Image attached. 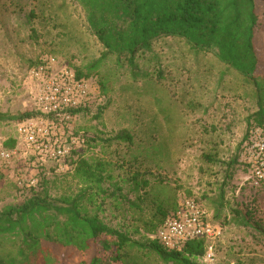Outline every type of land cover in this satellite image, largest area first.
I'll return each mask as SVG.
<instances>
[{"label":"rangeland","instance_id":"obj_1","mask_svg":"<svg viewBox=\"0 0 264 264\" xmlns=\"http://www.w3.org/2000/svg\"><path fill=\"white\" fill-rule=\"evenodd\" d=\"M46 57L93 85L91 104L72 122L88 142L67 172L15 164L0 173V210L42 184L55 197L89 189L91 213L141 243L125 247L122 264H172L147 242L180 197H194L223 226L215 259L189 255L195 264H264V185L251 183L240 150L257 110L252 83L179 36L154 38L133 63L107 53L79 0H0V139L13 140L35 111L29 71ZM0 242L11 249L10 238Z\"/></svg>","mask_w":264,"mask_h":264},{"label":"trees","instance_id":"obj_2","mask_svg":"<svg viewBox=\"0 0 264 264\" xmlns=\"http://www.w3.org/2000/svg\"><path fill=\"white\" fill-rule=\"evenodd\" d=\"M79 1L107 53L119 58L125 55L131 63L139 48H152L153 39L163 34L179 36L198 50L214 53L255 87L257 110L248 117L241 152L251 131L264 128V0ZM36 115L35 110L23 115L22 120ZM6 145L12 147L15 142ZM40 168V173L45 174L46 169ZM135 184L141 185L138 180ZM44 185L20 205L0 210V238L8 237L12 242L9 250L3 249L5 242H0V264H65L69 259L78 264H104V257L122 264L125 247L141 246L91 213L85 202L89 189L55 197ZM263 185L264 182L260 186ZM176 206L177 203L170 212ZM53 244L61 249L58 256L51 249ZM147 247L172 264H195L189 255L205 253L202 240L189 242L182 251H173L152 236Z\"/></svg>","mask_w":264,"mask_h":264},{"label":"built area","instance_id":"obj_3","mask_svg":"<svg viewBox=\"0 0 264 264\" xmlns=\"http://www.w3.org/2000/svg\"><path fill=\"white\" fill-rule=\"evenodd\" d=\"M35 82L37 115L22 120L13 140L0 139V173L11 166L32 165L64 173L72 169L78 154L87 144L83 132L72 127L76 110L89 107L93 85L77 71L46 57L29 71ZM14 141L15 145L7 146ZM242 162L254 186L264 182V128L251 131L243 145ZM37 179L30 181L35 185ZM223 235V226L215 222L212 212L201 200L182 196L153 235L167 250L182 251L192 241L205 244L204 258L212 262L216 245Z\"/></svg>","mask_w":264,"mask_h":264}]
</instances>
